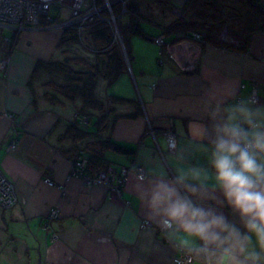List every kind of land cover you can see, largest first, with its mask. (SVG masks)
Segmentation results:
<instances>
[{
    "label": "crops",
    "instance_id": "obj_1",
    "mask_svg": "<svg viewBox=\"0 0 264 264\" xmlns=\"http://www.w3.org/2000/svg\"><path fill=\"white\" fill-rule=\"evenodd\" d=\"M171 1L181 7L187 0ZM141 9L144 16L153 9L160 24L168 25L179 15L152 0H143ZM154 27L156 34L146 32L160 35L161 29ZM221 34L220 41L243 43L230 37L227 27ZM60 37L54 30L27 29L15 50L7 52L0 42V61L8 53L11 58L6 70L0 67V169L17 194L13 207L0 205V264H174L183 248L174 246L149 218L136 174L115 189L122 164L131 170L142 167L145 186L157 177L173 180L194 168L206 170L200 180L188 177L189 183L203 185L192 200L242 228L215 181L212 144L201 133L202 128L211 130L210 113L218 103L256 93L264 105V31L255 33L246 49L183 40L170 45L167 53L152 38L132 37L127 70L113 85L100 80L96 93L139 101L141 115L118 119L108 134L136 147V153L133 158L116 156L121 163H114L115 176L95 184L73 175L74 148L81 143L63 139L77 117L76 108H69L68 101L54 104L46 99L45 79L42 86L34 85L39 60L53 58ZM117 108L121 114L137 109L129 103ZM168 131L177 136L175 149L169 147ZM14 140L16 147L9 149ZM53 210L57 218L50 216ZM196 257L191 264H207L204 257Z\"/></svg>",
    "mask_w": 264,
    "mask_h": 264
},
{
    "label": "trees",
    "instance_id": "obj_2",
    "mask_svg": "<svg viewBox=\"0 0 264 264\" xmlns=\"http://www.w3.org/2000/svg\"><path fill=\"white\" fill-rule=\"evenodd\" d=\"M143 0H128L127 8L130 21L122 27L125 40L126 53L113 39V32L106 23H97L87 29L85 47L90 51V56L65 54L61 60H39L36 71H46L50 74H62L64 81L58 82L50 78L43 82L46 88L45 97L51 103L63 104L66 101L74 103L76 119L72 121L63 135L71 138L81 145L74 148L76 155L73 163L86 159L87 163L81 170L82 178H95L101 173H109L111 180L115 176L114 163L117 157L126 156L133 158L136 147L113 140L110 132L118 119L124 117H137L141 115L140 103L134 98L110 94L103 98L97 95L96 88L100 80H105L113 85L127 70L130 62V45L132 37L143 36L155 40L160 35H165V43L161 47L164 52L166 45H173L183 40L211 43L218 46L246 49L251 38L258 31H264V4L261 0H187L181 7L176 6L171 0H152L162 8L179 12V15L170 24L156 23L149 20L142 13ZM143 21L156 25L162 31L158 36L149 35L143 27ZM227 27L228 35L242 44L220 41L222 30ZM201 33L199 41L193 34ZM0 37L5 35L0 27ZM15 38L13 39L14 42ZM78 29L68 27L64 30L58 43L62 52H69L64 47L80 43ZM14 46V45H13ZM11 46V49H13ZM78 102L80 106L77 105ZM129 103L137 109L129 114L119 113L117 104ZM141 107V106H140ZM117 156V157H116ZM81 157V159H78ZM122 164L121 167L125 168ZM122 170V168H121ZM121 170L118 175H121ZM113 184V183H112ZM119 189L122 187L117 179Z\"/></svg>",
    "mask_w": 264,
    "mask_h": 264
},
{
    "label": "clouds",
    "instance_id": "obj_3",
    "mask_svg": "<svg viewBox=\"0 0 264 264\" xmlns=\"http://www.w3.org/2000/svg\"><path fill=\"white\" fill-rule=\"evenodd\" d=\"M210 117L211 130L202 128L201 134L211 141L215 181L242 228L192 200L203 185L189 183L188 177L200 180L204 169L181 172L173 180L157 177L147 186L140 175L137 190L149 218L174 246L207 264H264V105L255 97L218 103ZM169 147L175 148L174 137Z\"/></svg>",
    "mask_w": 264,
    "mask_h": 264
},
{
    "label": "built area",
    "instance_id": "obj_4",
    "mask_svg": "<svg viewBox=\"0 0 264 264\" xmlns=\"http://www.w3.org/2000/svg\"><path fill=\"white\" fill-rule=\"evenodd\" d=\"M128 0H0V24L1 26L9 27L10 29L20 30L21 28H31L32 26L43 22L46 24L57 23L56 26L67 29L74 27L82 31L91 25L97 23H106L112 29L114 38L126 53L125 43L122 37L123 18L121 15L128 12ZM68 14V17H67ZM66 16V19L60 21V17ZM121 16V18H120ZM47 26V25H46ZM80 31V30H79ZM194 39L199 41L201 33L196 32L193 34ZM119 41H118V40ZM155 42L162 46L165 43V35H160L155 38ZM127 55V53H126ZM252 97L258 99L256 93ZM168 144L169 137H174L175 148L177 147V136L174 132L168 131L165 133ZM16 141L9 144V149L16 147ZM174 148V149H175ZM172 149V148H170ZM78 159H81L79 157ZM87 160L81 159L74 163L73 175L82 178L81 170L86 165ZM141 175L147 177L145 170L139 167ZM129 168H122L121 175L118 179L120 185L123 184L127 178ZM88 184L100 183L103 181H110L109 173H101L95 178L84 177ZM115 189H119L118 184ZM17 195L15 188L10 179L0 169V205L5 208H10L16 205ZM56 210H53L55 214ZM148 223V222H146ZM196 255L190 254L184 249L174 258V264H191L196 260Z\"/></svg>",
    "mask_w": 264,
    "mask_h": 264
},
{
    "label": "rangeland",
    "instance_id": "obj_5",
    "mask_svg": "<svg viewBox=\"0 0 264 264\" xmlns=\"http://www.w3.org/2000/svg\"><path fill=\"white\" fill-rule=\"evenodd\" d=\"M143 5L145 6V8H146V5H147V3L146 2H144L143 3ZM150 13V12H149ZM122 16V18H123V21H124V18L125 17H128L129 18V21H130V13L129 12H125V13H123V15H121ZM121 16H120V18H121ZM153 16H154V11H153V9H152V11H151V14H147V12H146V14H145V17H147L149 20H153V21H156V22H159L158 20H154L153 19ZM67 17H68V14H67ZM64 19H66V16H65V18L64 17H60V21H63ZM123 24H125V22L123 23ZM57 25V23H55V25L54 24H47V27H49V26H53V27H55ZM92 26V25H91ZM2 27V30L4 31V35H5V37L6 38H11L12 37V30L9 28V27H6V26H1ZM90 27V26H89ZM89 27H86L83 31H82V29L80 28L79 30H78V34H79V36H80V43H74V44H70V45H67V46H65L64 47V50H66V49H68L69 50V52L67 53V52H62V49H60L59 47H58V45H57V47H56V53L53 55V58H51V59H58V60H61L62 61V59L64 58V56H65V54L67 55V54H69V55H75V54H79V55H82V56H86V57H88V56H90L91 54H90V51L88 50V49H86L85 47L88 45V43H87V40H86V34H87V29L89 28ZM143 27L144 28H146L147 29V31L148 32H150V34L152 33L153 35L154 34H156L157 32H158V29H156L155 27H154V25H152V24H150V23H147V22H145V21H143ZM59 30H60V28H59ZM61 31V30H60ZM226 30H224V32L223 33H226L225 32ZM63 34V32H61V35ZM221 36H222V34H221ZM18 37H19V35H17L16 37H15V40H14V46H13V49L15 50L16 49V47H17V39H18ZM122 37H123V35H122ZM226 37V36H225ZM113 39L115 40V38H114V35H113ZM118 40V39H117ZM119 41V40H118ZM123 41L125 42V40H124V38H123ZM190 41H193V40H190ZM0 42H2V44L5 46V50H7V52H8V50L10 51V50H13V49H10V43L9 42H6L5 40H2V38L0 37ZM193 42H195V41H193ZM201 43H204V42H201ZM119 45H120V43H119ZM7 46L9 47V48H7ZM121 46V45H120ZM122 47V46H121ZM161 47H163V44H162V46ZM168 48H170V45H166L165 46V49H164V52H166L167 50H168ZM163 52V53H164ZM167 53V52H166ZM9 54V53H8ZM8 54H5L4 55V57L5 58H2V60L0 61V67H1V69H3V70H6L8 67H9V63H10V57H8L9 55ZM127 56V55H126ZM63 75L62 74H59V73H57V72H52V74H50V73H48V72H46V71H40V72H38L37 74H36V76L34 77V85L36 86V87H40V86H42V82H43V80L45 79V80H48V79H50V78H54L56 81H58V82H63L64 81V78L62 77ZM101 83H103V81H101L100 82V84ZM99 88V87H98ZM98 93H99V89H98V91H97ZM99 95V94H98ZM100 96V95H99ZM101 97V96H100ZM76 108L75 107V105H74V103H69V108ZM149 133H151V134H153V135H155V132H154V130H150V132ZM16 145H17V143H15ZM140 167V166H139ZM139 167H137V168H135V170H131V169H128V174H127V177H129V176H131V174L133 173V174H136V176L138 177V176H140L142 173H137V170H138V172H139ZM11 181V180H10ZM103 182H106V181H103ZM50 184L51 185H55V182H50ZM94 184V183H93ZM15 188V187H14ZM15 192H16V190H15ZM17 195V194H16ZM11 208V207H10ZM54 212H52L51 213V217H53V218H57L58 217V215H59V213L57 212V211H55V214H53Z\"/></svg>",
    "mask_w": 264,
    "mask_h": 264
},
{
    "label": "bare ground",
    "instance_id": "obj_6",
    "mask_svg": "<svg viewBox=\"0 0 264 264\" xmlns=\"http://www.w3.org/2000/svg\"><path fill=\"white\" fill-rule=\"evenodd\" d=\"M46 25H47V24H46ZM46 25H44L43 22H41V23H39V24H36V25L32 26L31 28H26V29L21 28L20 30H17V29H13V28H11V30H12V37H11V38H6L5 41H6V42H9L10 45L13 46V45H14L13 39H14L17 35L22 34V33H23L24 31H26L27 29H34L35 31H41V30H54V31H57V32H59V33L64 32V30H65L64 28H61V27H59V26H55V27H53V26H49V27H47ZM0 27H1V24H0ZM59 28H60L61 31L59 30ZM11 46H10V48H11Z\"/></svg>",
    "mask_w": 264,
    "mask_h": 264
},
{
    "label": "water",
    "instance_id": "obj_7",
    "mask_svg": "<svg viewBox=\"0 0 264 264\" xmlns=\"http://www.w3.org/2000/svg\"><path fill=\"white\" fill-rule=\"evenodd\" d=\"M227 35V34H226Z\"/></svg>",
    "mask_w": 264,
    "mask_h": 264
}]
</instances>
